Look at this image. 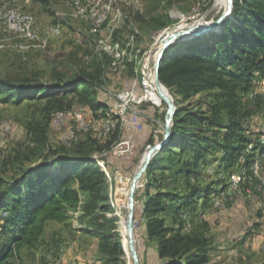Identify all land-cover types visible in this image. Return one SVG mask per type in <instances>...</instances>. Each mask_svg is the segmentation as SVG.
<instances>
[{
    "label": "trees",
    "instance_id": "1",
    "mask_svg": "<svg viewBox=\"0 0 264 264\" xmlns=\"http://www.w3.org/2000/svg\"><path fill=\"white\" fill-rule=\"evenodd\" d=\"M199 40L172 44L159 66V80L173 96L176 112L169 141L151 158L143 175V201L136 210L143 220L145 240L154 244L159 264H216L208 259L212 241L205 235V220L201 218L198 226L187 228L181 215L196 210L197 205L202 209L211 205L210 195L216 188L190 183L181 187V178L187 180L204 165L212 148L222 153L218 171L233 166L230 173L240 166L249 169L256 149L264 153V143L260 147L256 142V135L263 131L245 126L260 108L262 98H244L264 72V0H233L231 15L219 31ZM102 77L101 67L91 71L73 66L32 69L16 78L0 76L1 100L45 101L43 114L48 116L44 123L31 127L35 147L29 154L17 156L13 176L0 175V213L6 212L3 217L0 214V264H11L22 249L39 248L51 223L70 229L71 211L77 208L81 211L75 218L82 226L79 229L100 236L97 259L102 264H116L123 257L116 231L120 221L116 226V218L105 214L109 210L107 179L94 156L111 141L104 146L82 140L70 147L58 141L53 145L49 132L57 139L51 114L71 107L75 100L97 119L109 116L107 104L96 100ZM252 142L255 146L245 152ZM71 150L73 153H68ZM244 152L245 161L240 165ZM34 156L44 158L36 160ZM162 172L170 173L168 186L174 187L152 191L153 186H161L163 177L157 173ZM168 212L170 223L165 218ZM121 233L123 237L122 224ZM122 243L126 253L125 241Z\"/></svg>",
    "mask_w": 264,
    "mask_h": 264
},
{
    "label": "rangeland",
    "instance_id": "2",
    "mask_svg": "<svg viewBox=\"0 0 264 264\" xmlns=\"http://www.w3.org/2000/svg\"><path fill=\"white\" fill-rule=\"evenodd\" d=\"M224 10L225 5H215V0H0L1 77L16 78L37 68L64 69L73 66L77 69L83 67L94 71L97 67H101L103 69L102 84L96 100L107 104L106 115L109 116L112 115L114 107L119 104L117 101L120 94L132 92L127 113L124 111L123 120L114 121L116 126L106 138L98 137L97 131L79 132L78 139L66 145L70 147L74 142L82 140V142L96 141L104 146L107 140L111 141L110 144L106 143L102 150H97L94 156L98 158L97 165L107 179L106 204L109 210L105 214L116 218V226L120 221V232L117 228L116 231L121 237V243L125 241L126 253L124 252L120 262L116 264H133L132 258L128 255L125 217L128 209V190L135 172L143 164L146 150L164 137L166 103L156 104L144 98L148 96L151 84L145 76L153 72L154 59L161 46V37L190 26L213 22L222 15ZM6 12H15V16L22 23L28 16L31 21L29 32L32 35L24 36L18 33L16 35L10 31L6 26ZM99 14H104V19L99 20ZM48 28H53L54 31H49ZM219 29L175 44L199 43L201 42L199 39ZM152 76L151 74L149 79ZM253 86L244 98L260 95L262 103L250 120H246L249 124L245 123V126L249 125V128L256 132L263 131L256 135L257 144H261L264 138V72L255 80ZM151 88L153 98L156 101L160 100L152 84ZM167 92L169 93L168 90ZM170 96L173 99L171 94ZM75 103L80 104L77 100ZM44 106L45 101L22 99L5 102L0 99V124L3 122L9 125V130L3 134L0 133V175L12 177L15 172L14 166L19 163L17 156L29 154V150L35 147L30 131L35 123H44L47 120L48 116L43 114ZM66 109L69 108L66 107ZM91 114L93 117V112ZM94 121L98 128L101 120L95 117ZM69 125L74 127V123ZM49 132L51 139H54L51 144L58 145L59 142L65 146L58 134L55 139L56 135L54 137L50 129ZM114 133H117L115 138ZM151 140L153 143H150ZM251 144L253 148L254 142ZM68 153L73 152L71 150ZM221 154L219 150L212 148L206 153V163L187 180L181 178L179 185L182 187L190 183L198 187L212 185L216 188L215 191L223 186L226 189L244 168L240 166L237 171L230 173V170L234 169L233 166L221 167L218 171ZM243 156L240 157L238 164L241 163ZM42 158L44 157L39 156L35 159ZM29 164L31 163L25 162V165ZM228 173L230 174L227 175ZM157 174L163 177L161 186H153L152 191L174 187L168 186L169 172ZM143 175L134 193V239L139 264H145L143 251L147 246H151L145 240L143 220L136 213L140 207L139 204L143 201ZM242 184L240 188L244 189L239 193L229 191L230 194L228 193L225 199H221L220 207H214L212 193L211 205L208 207L202 209L197 205L196 210H186L181 213L189 228L190 225L198 226L203 215L209 212L203 219L206 222L205 235L212 241L208 255L210 262L264 264V200L259 193L248 189L250 188L248 183ZM257 202H260V205ZM195 211L197 214L193 213ZM5 213L0 214L3 217ZM71 214L73 218L70 229L64 228L62 224L51 223L39 248L34 250L37 253L22 249L18 257L11 259V264H62L63 261L58 255L66 253L68 240L77 242L82 252L77 261L87 262L93 257L96 264H102L97 259L99 255L96 244L100 236L94 235V238H91L79 233L77 230H80L82 226L75 218L81 214V211L77 208L71 211ZM171 216V212L165 213L168 223L171 222Z\"/></svg>",
    "mask_w": 264,
    "mask_h": 264
},
{
    "label": "bare ground",
    "instance_id": "3",
    "mask_svg": "<svg viewBox=\"0 0 264 264\" xmlns=\"http://www.w3.org/2000/svg\"><path fill=\"white\" fill-rule=\"evenodd\" d=\"M227 4H228V0H215V5H218V6L225 5V8H226ZM10 13H13V20L14 21H21L15 16V12H10ZM10 13L6 12L5 16H8ZM98 17H99V20H102V19H104L103 18L104 14H99ZM26 21H27V26H24V28H23V25L15 26V25L11 24L10 20L6 18V26L8 27V29L10 31H12L15 34L18 33L20 35H23L24 33H27V35H32V33L29 32V31H31V30H29V28L31 26V21H30V18L28 16H26ZM47 30L54 31L53 28H48ZM33 32H35V31H33ZM18 34H16V35H18ZM151 74L153 76L149 79ZM148 80H149V83L151 82V84L154 87V73L153 72H150L148 74ZM151 84H150V88L148 89V96L146 98L153 101L156 104H161V102H164V100L156 92L155 88H154V91L159 96L160 100L156 101L155 98H153V96L151 94V91H152ZM161 88H162L163 92L165 93L166 89L164 87H161ZM81 107H82V116L84 119H87V121H82L81 124H78V108H81ZM56 112L69 113V117L61 122V129H62L63 133H62V136H60V137H61L62 142L65 145H69L70 142L76 141L78 139L77 133H79V132L81 133V132H85V131H88V132L89 131H92V132L97 131L96 134L98 135V137L106 138L114 130V128L116 126L115 122H118L119 119H122L123 114H124L123 110H119V104H118L112 110V116H107L105 118L99 119V120H101L99 122L100 126L97 128L95 126L96 121H94V118L92 117L91 112L82 104L74 103L71 107H69V109L63 108V109L56 110L55 112H53V114L51 116V125H52L53 129H54V119H55ZM69 123H71V124L74 123V127H71L69 125ZM6 130H9V125H8V123L6 124V123L2 122L0 124V133L3 134ZM66 133H67V135H65ZM263 143H264V138H262V143H261L260 147L263 146L262 145ZM248 148H247L246 152H248L252 148V144H249ZM255 155H256V157L251 162L249 169L242 167L244 169L240 170V173L237 174L233 178L234 179L233 183H230L229 185H227L226 189L223 186L222 188L213 192L211 197L215 201L214 207L222 206V205H220L221 199L222 198L225 199V196H228L229 191H231L232 193L241 192L244 188H240V185L242 183H245V182L248 183V185L250 186V188H248V189H252V192L259 193L261 195L262 200H264V153L261 154L260 149H256ZM145 157H146V155L144 154L143 161H144ZM244 161H245V154L242 157L241 163H243ZM241 163H240V165H241ZM257 167H259V168H257ZM260 168H263V169L260 170ZM241 186H243V184ZM232 193H231V195H232ZM128 194H129V190H128ZM127 203H128V195H127ZM257 204L260 205V202H257ZM127 214H128V209H127ZM127 214L125 215L126 222H127ZM126 231H127V227H126ZM132 237L134 238V233H133ZM128 239H129V233L127 231V245H128ZM134 242H135V239H134ZM135 245H136V243H135ZM121 246L125 252V249H124L122 243H121ZM128 255L130 256V258H132L131 254L129 252V246H128Z\"/></svg>",
    "mask_w": 264,
    "mask_h": 264
},
{
    "label": "water",
    "instance_id": "4",
    "mask_svg": "<svg viewBox=\"0 0 264 264\" xmlns=\"http://www.w3.org/2000/svg\"><path fill=\"white\" fill-rule=\"evenodd\" d=\"M232 6H233V0H228V4L223 11L222 15L215 21L210 22L205 25H199V26H190L186 29L179 30L176 32H173L171 34H164L161 37V46L160 49L158 50L156 57L154 59V64H153V73H154V88L156 92L163 98L164 103L167 105V116L165 120V128H164V137L162 140L148 148L145 152L146 157L144 158L143 164L137 169L135 172L131 184H130V189H129V194H128V214H127V222H126V227L127 231L129 233V239H128V246H129V252L132 257V262L133 264H139V255L137 253L136 245L134 242V238L132 237L134 231H135V226H134V221H135V198H134V193L136 190V187L138 185L139 179L145 172L149 161L151 160L152 156L161 150L164 144H166L169 139H170V134H171V124H172V119L175 115L176 112V107L173 102L172 97L170 94L167 92L164 93L161 87L165 86L160 82L159 80V66L161 62V57L164 53V51L171 46L172 44H175L177 42H182V41H187L188 39L199 36V35H204L205 33L215 31L220 28L222 25L224 19L228 16L231 15L232 12ZM166 37V38H165ZM166 89V88H165Z\"/></svg>",
    "mask_w": 264,
    "mask_h": 264
},
{
    "label": "crops",
    "instance_id": "5",
    "mask_svg": "<svg viewBox=\"0 0 264 264\" xmlns=\"http://www.w3.org/2000/svg\"><path fill=\"white\" fill-rule=\"evenodd\" d=\"M208 213H205L203 215V217L205 218V216ZM203 217H202V219H203ZM75 229L77 230L76 227H75ZM77 231L84 236L86 235L88 237L94 238L92 235L90 236L86 233H83L81 230H77ZM149 243L151 244V246H149V247L147 246V248H145L143 251V261L145 264H159V259L157 257V253H156L154 244L152 242H149ZM67 244H68V247L66 249V253L64 255L62 254L61 256L58 255V257L61 258V260L63 261L62 264H68V263L69 264H96L93 257L91 258V260H88L87 262L77 261L76 259H79V257H81V254H82V252L79 250L78 243L75 242L74 240H73V242L68 240ZM27 250H30L32 252L35 249H26V251ZM34 252H35V254L37 253L36 251H34Z\"/></svg>",
    "mask_w": 264,
    "mask_h": 264
},
{
    "label": "built area",
    "instance_id": "6",
    "mask_svg": "<svg viewBox=\"0 0 264 264\" xmlns=\"http://www.w3.org/2000/svg\"><path fill=\"white\" fill-rule=\"evenodd\" d=\"M6 18H8L11 22V24L17 26V25H25L27 26V21H26V17L24 18V22L22 23V21H14L13 20V13H10L8 16H6ZM27 33H24V35H26ZM152 72V71H151ZM150 73V72H149ZM146 74L145 79H148V74ZM149 82V80H148ZM150 84V83H149ZM130 94L132 95V92H126L125 94H120V96L118 97V103H119V110H123L125 111V113H127V109L129 108V101H130ZM145 99H147L146 97H144ZM69 117V113H64V112H56L55 115V119H54V130L56 132V134H58L59 136H62V129H61V122L63 120H65L66 118ZM82 121H87V119H84L82 116V107L78 108V124H81ZM129 150V148H128ZM259 168V167H257ZM263 168H260V170Z\"/></svg>",
    "mask_w": 264,
    "mask_h": 264
}]
</instances>
